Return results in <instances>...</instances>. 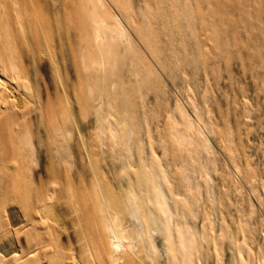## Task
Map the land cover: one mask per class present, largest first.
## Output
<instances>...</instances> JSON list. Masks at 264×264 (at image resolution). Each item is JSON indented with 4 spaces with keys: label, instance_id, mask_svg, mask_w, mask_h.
<instances>
[{
    "label": "rangeland",
    "instance_id": "rangeland-1",
    "mask_svg": "<svg viewBox=\"0 0 264 264\" xmlns=\"http://www.w3.org/2000/svg\"><path fill=\"white\" fill-rule=\"evenodd\" d=\"M64 1L80 31L82 83L78 85L66 41L62 67L68 96L47 61L31 65L47 119L62 123V135L53 141L43 134L40 119L34 120L40 129L35 140L31 134L39 152L33 169L44 172L50 159L71 175L78 169L87 177L81 166L87 153L70 132L74 113L89 154L100 162L107 181L112 180L117 158L108 138L99 141L96 73L88 51L109 90L106 98L116 109L112 112L141 126V156L148 161L153 150L166 177L178 184L172 183L174 191L190 182L191 192L181 190L179 201L170 204L177 228L195 233L202 264H264V0H119L123 12L110 3L109 10L121 18L127 36L100 47L89 39L97 14L91 0ZM53 2L60 19L59 1ZM178 107L195 118L208 146L177 142L173 121ZM146 133L154 140L151 147ZM29 135L24 128L23 136ZM184 208L188 211L182 215ZM0 216L5 224L12 223L4 209Z\"/></svg>",
    "mask_w": 264,
    "mask_h": 264
},
{
    "label": "bare ground",
    "instance_id": "bare-ground-1",
    "mask_svg": "<svg viewBox=\"0 0 264 264\" xmlns=\"http://www.w3.org/2000/svg\"><path fill=\"white\" fill-rule=\"evenodd\" d=\"M53 1L0 0V215L4 209L12 221L7 225L0 216V264H202L195 252V233L188 227L177 228L170 204L179 201L176 195L181 190L191 192L190 182L174 191L173 185L178 184L166 177L153 150L150 160L141 156V126L127 115L119 120L112 112L116 109L106 98L109 90L95 70V56L88 51L96 73L99 141L108 138L117 158L112 164V180L107 181L100 162L89 154L74 113L70 132L81 139L87 153L81 160L87 177L78 169L71 175L52 165L50 159L44 172L33 169L34 154H39L33 141L40 129L34 120L40 119L43 134L53 141L62 135V123L47 119L31 65L47 61L61 92L67 95L62 67L66 41L78 85L82 83L78 23L68 16L64 0H58L61 18H57ZM109 3L123 12L119 0H91L97 14L89 39L97 47L104 42L117 44L127 36ZM72 35L76 43H72ZM147 47L156 58L153 46L147 43ZM77 89H73L76 101ZM17 118L21 124L15 123ZM173 124L174 136L183 147L198 142L208 146L205 132L196 127L195 118L184 108L178 107ZM24 128L28 137L23 136ZM145 140L151 147L153 138L146 133ZM187 211L184 208L181 214Z\"/></svg>",
    "mask_w": 264,
    "mask_h": 264
}]
</instances>
